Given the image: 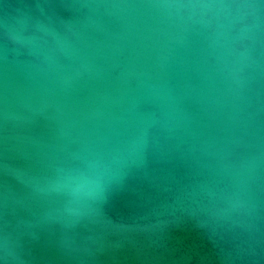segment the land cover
Instances as JSON below:
<instances>
[{
    "label": "water",
    "instance_id": "obj_1",
    "mask_svg": "<svg viewBox=\"0 0 264 264\" xmlns=\"http://www.w3.org/2000/svg\"><path fill=\"white\" fill-rule=\"evenodd\" d=\"M0 264H264V0H0Z\"/></svg>",
    "mask_w": 264,
    "mask_h": 264
}]
</instances>
